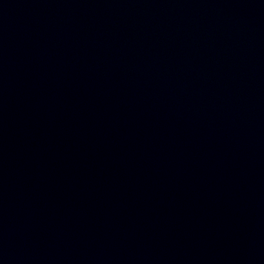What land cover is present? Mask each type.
I'll list each match as a JSON object with an SVG mask.
<instances>
[{
    "label": "water",
    "instance_id": "1",
    "mask_svg": "<svg viewBox=\"0 0 264 264\" xmlns=\"http://www.w3.org/2000/svg\"><path fill=\"white\" fill-rule=\"evenodd\" d=\"M0 264H264V0H0Z\"/></svg>",
    "mask_w": 264,
    "mask_h": 264
}]
</instances>
